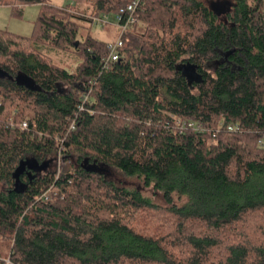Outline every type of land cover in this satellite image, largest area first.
Listing matches in <instances>:
<instances>
[{"label":"trees","instance_id":"trees-1","mask_svg":"<svg viewBox=\"0 0 264 264\" xmlns=\"http://www.w3.org/2000/svg\"><path fill=\"white\" fill-rule=\"evenodd\" d=\"M14 1L40 9L0 29V264H264L263 0H138L107 65L80 27L133 0Z\"/></svg>","mask_w":264,"mask_h":264},{"label":"rangeland","instance_id":"rangeland-1","mask_svg":"<svg viewBox=\"0 0 264 264\" xmlns=\"http://www.w3.org/2000/svg\"><path fill=\"white\" fill-rule=\"evenodd\" d=\"M214 1V0H213ZM67 0H52V3L56 5H63L66 3ZM264 2V0H263ZM15 14H12V11L15 10ZM40 9V5L38 4H26V5H20L19 2L14 1L9 5H0V29H6L10 32L23 35V36H29L31 35L33 31V24L34 20L36 19L38 12ZM111 22H114L113 18H110ZM87 33L92 35L98 40L101 41H114L118 34V28L114 24H105L102 25L99 22H83L82 27H80L79 30V37L85 36ZM44 53L48 55L52 61L60 66L66 67L68 69L75 67V65L78 63L79 58L77 54L73 53L72 51H66L63 49L53 48V47H47L44 50ZM27 122V121H25ZM69 160H64L63 155L61 154V161L60 164V170H62V167H64L66 164H68ZM56 164L58 162L56 161ZM55 168H58L57 165H54ZM113 176L115 178L122 179L124 183L129 184L128 186H136L138 187L139 184H136V181H132L129 178L122 177L118 173H113ZM145 195L151 196L155 201L163 203L162 198L159 195L153 196L152 191L150 188L144 189L142 188ZM58 195V190L51 191V196ZM175 200L177 198L175 197ZM181 199L180 201H183ZM178 201V200H177ZM9 252V243L4 242L0 239V255L5 257L8 255Z\"/></svg>","mask_w":264,"mask_h":264},{"label":"built area","instance_id":"built-area-1","mask_svg":"<svg viewBox=\"0 0 264 264\" xmlns=\"http://www.w3.org/2000/svg\"><path fill=\"white\" fill-rule=\"evenodd\" d=\"M138 0H133L130 3L126 4L125 6H122L121 8H119L118 12L113 15L110 16V14H101L99 17H95L93 19L94 22H99L102 25L105 24H114L115 26H117V28L119 29V35L117 36V38L114 41H109L106 44V48L108 51V55L106 60L104 61L105 65L108 64L109 61H116L119 59L120 57V47H122L123 45V41H122V34L123 32L135 21L134 18L132 17V12L135 10L136 6H137ZM114 19V22L110 21V18ZM86 96H84V100H86ZM27 127V122H23L21 125V129H24ZM71 128L74 127V123H71L70 125ZM177 127L178 130L181 132L182 130H187L190 129L192 131L195 132H200L203 133L205 131H207L206 127L200 123V122H194V121H177ZM220 127H218L217 129H219ZM229 130H232L233 128L231 126L228 127ZM259 144L262 145L263 141H259ZM56 161L58 162V164H56L58 166L57 169V176L59 175L60 172V164L59 162L61 161V153H59L56 157ZM56 191V188L54 186H50L48 187L40 196L41 199L43 200H48L50 198V193L51 191Z\"/></svg>","mask_w":264,"mask_h":264},{"label":"water","instance_id":"water-1","mask_svg":"<svg viewBox=\"0 0 264 264\" xmlns=\"http://www.w3.org/2000/svg\"><path fill=\"white\" fill-rule=\"evenodd\" d=\"M77 45V42L75 43V46ZM183 73L186 74L187 78L189 79H197L198 78V74L195 71V66L192 65H183L182 67ZM46 162H43L42 164H40L39 166H37L38 170H45L46 169Z\"/></svg>","mask_w":264,"mask_h":264}]
</instances>
